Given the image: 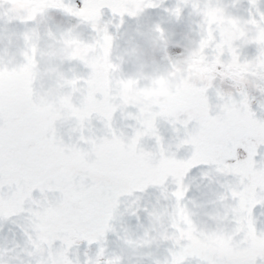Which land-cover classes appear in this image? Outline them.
Returning a JSON list of instances; mask_svg holds the SVG:
<instances>
[{
  "label": "snow or ice",
  "instance_id": "obj_1",
  "mask_svg": "<svg viewBox=\"0 0 264 264\" xmlns=\"http://www.w3.org/2000/svg\"><path fill=\"white\" fill-rule=\"evenodd\" d=\"M164 2L150 0L148 8L160 9ZM126 3L127 0H96L100 19L88 22L90 36L73 31L58 33L96 55L93 63L74 55L68 57L84 71H74L70 78L63 73L60 76L69 86L83 87L90 104L71 106L64 119L49 121L42 117L43 102L37 94L35 80L30 81L31 86L24 93L0 87V221L28 220V228L18 226L30 245L28 255L35 264H53L55 258L62 259L64 264H103L101 258L107 251L103 245L109 234L116 231L112 221L123 201L137 193L161 191L164 200L172 201V205L187 214L180 231L195 227L185 204L191 191V185L186 182L193 169L199 168L205 178L213 174L230 178L221 185L224 191L218 196L228 214L226 227L201 235L212 239L222 237L241 259L237 261L205 248L192 250L184 264H264V249L256 247L250 239V236L264 238V221L256 212L257 208H264V160H256L264 146V115H258L264 114V108L252 106L250 91L239 87L238 80L234 81L239 90L226 92L217 86L219 77H212L193 85L188 98L174 103L157 102L150 110L139 104L135 111L129 110L121 91L126 81H116L118 65L113 60L117 40L113 29H122L126 17L138 16L127 9ZM91 4L92 0H80V3L63 0L53 7L68 17L83 18ZM192 7L199 9L201 5L193 3ZM241 7L242 0H231L226 12L239 19ZM244 11L245 20L252 26L264 25V2L247 0ZM16 22L28 25L35 23V18L7 21L9 25ZM156 31L160 34L162 28L157 25ZM34 34H41L40 28L32 27L9 36L10 41L15 38L22 42L26 63L37 59L33 55ZM46 35L51 38L55 34L48 30ZM214 35L216 43H220V34ZM105 41L112 42L107 52ZM233 48L237 59L244 63L264 57V48L255 42L251 45L254 55L246 56L235 45ZM231 58L230 51L220 57ZM258 90L264 93V87ZM84 109L87 115L81 122L73 113ZM118 112L124 119L135 121L126 125L130 132L117 126ZM94 122L102 127L97 130ZM69 123L75 135L66 132ZM163 124L169 126L171 140L164 135ZM149 142H154L151 148L147 147ZM238 149H243L246 155L242 157ZM62 152L74 153L79 166L68 168L62 164L59 159ZM147 170L158 178L145 175ZM37 192L39 197L35 195ZM49 192L56 195L49 197ZM138 201L137 196L133 203ZM141 211L149 216L158 214L144 207L131 215L137 216ZM260 215L264 216V212ZM41 224L48 228L47 240L41 239ZM74 237L87 241L89 246L96 244L95 256L85 253L84 260L79 257L73 260L71 249L79 242ZM57 240L63 245L59 249L54 247ZM180 243L182 247L189 244L188 240ZM116 261L123 264L122 257H116ZM107 264L114 262L109 258Z\"/></svg>",
  "mask_w": 264,
  "mask_h": 264
},
{
  "label": "clouds",
  "instance_id": "obj_2",
  "mask_svg": "<svg viewBox=\"0 0 264 264\" xmlns=\"http://www.w3.org/2000/svg\"><path fill=\"white\" fill-rule=\"evenodd\" d=\"M63 0H0V22L9 25V19H19L29 21L35 18L37 28L41 24L46 25L48 20L55 18L54 5L62 3ZM150 0H127L126 7L130 11L138 13L137 18L149 14L148 3ZM231 0H175V5L170 7L172 11L167 12L168 21L173 19L180 22L185 19L187 11V21L189 28L183 33L179 41L175 40L177 31L173 27H164L163 20L156 23L154 27L146 31L121 33L119 39L121 44L117 47L125 50L131 47V39L139 40V46L142 53L143 69L137 68V61H122L126 65L125 74L128 78L121 89L124 99L128 103L143 104L146 110L157 103L163 96L164 103H171L174 99L169 87H177L182 91H191L192 86L212 77H219L221 83L228 85L229 90L238 91L232 87V81L238 80L245 84L253 83L251 79L257 75L264 77V57L251 59L247 63L237 59V53L233 48H239L247 56L246 52L251 50L253 42L260 48H264V25L252 26L245 20L244 15H239V19H233L231 13L226 9ZM264 2V0H261ZM200 4L199 9L193 8L192 4ZM73 18V17H71ZM77 22L71 25L68 31L78 29L80 33L87 32L88 22H98L100 19L96 0H92L91 6L84 13V17H75ZM162 28V32L157 34L156 26ZM6 33V32H0ZM221 36L220 43H216L215 35ZM91 35V33H89ZM36 41V49L33 55L40 52L43 45L51 41L56 45V50L67 57L77 56L81 59L93 63L96 55L89 49L81 46L71 39L64 37H51L50 41L45 40L43 34H34L32 37ZM239 42V43H236ZM112 47L111 41H105L104 50ZM179 49V51H171ZM231 52V59L222 60L220 57L226 52ZM161 53H163L161 55ZM115 53L113 52V55ZM37 62L31 61L23 64L19 74L25 79L31 78L38 71ZM130 74V75H129ZM79 99V97H77ZM65 106L71 107L70 98L64 101ZM84 104H90L88 97L84 99ZM81 122L87 115V109L81 110L78 114ZM59 159L61 163L68 168L78 167L80 161L72 153H61ZM145 175L158 178L156 173L147 170ZM169 207L172 211L169 212ZM157 215L147 216L143 222L135 225L130 223L121 224L122 235L111 242L115 247L104 244L106 255L101 258L103 264L111 258L114 264H117L116 257H126L127 264H184V259L191 254L192 250L203 251L205 248H211L215 251L234 258L239 261L241 258L229 246L228 242L220 238H203L202 231H197L198 225L208 223L202 216H196L194 220L195 227H187L181 232L179 226L187 221V214L169 204H159L152 206ZM229 224L231 221L228 222ZM210 226V225H209ZM41 239L47 240L48 228L41 224ZM143 230L144 237L138 234ZM152 233H155L152 235ZM132 236H137L135 243H127L132 240ZM150 237V239L148 238ZM78 242L79 237H74ZM250 239L256 247L264 249V238L251 237ZM188 240V247H182L181 241ZM123 241V243H121ZM125 244L128 247H125ZM148 247V251L142 249ZM177 249H180L177 251ZM53 264H64L60 258L53 259Z\"/></svg>",
  "mask_w": 264,
  "mask_h": 264
},
{
  "label": "rangeland",
  "instance_id": "obj_3",
  "mask_svg": "<svg viewBox=\"0 0 264 264\" xmlns=\"http://www.w3.org/2000/svg\"><path fill=\"white\" fill-rule=\"evenodd\" d=\"M76 3H80V0H75ZM175 5V0H165L164 4L160 9L148 10L147 15L141 18H125L124 29L127 31H145L151 27H154L156 23H160L162 20L164 27H173L177 31V36L174 37L175 40L179 41L184 32L189 28L187 21V11L185 12V19L177 22L174 19L169 22L168 14L165 11L166 8L173 7ZM244 8H247V0H242V7L239 10V15H246ZM55 18L48 20L46 25L41 24L39 26L41 33L44 36L45 40H49L46 33L48 30H51L55 37L59 38L58 35L61 31H68L71 28L72 22L76 20L74 18L68 17L65 14L56 11L54 13ZM118 22V20H117ZM37 27L35 23L28 25H23L17 22L16 29L10 28L8 25L0 22V87H10L18 93L26 92L30 85V81L35 80V87L38 96L42 100L41 114L45 120L55 121L64 119L67 115V110L69 107L65 106L64 101L68 98L71 100V106H78L79 104H84V99L88 97L87 91L83 87H72L64 83L61 80V73L65 77H71L75 73H82L84 71L83 67L78 66L77 64L68 60L66 54H62L56 50V45L51 41L49 44L43 45L40 52L35 56L37 57V67L38 75H33L29 79H25L19 74L20 68L23 64L26 63L23 57V47L22 42L18 41L15 38L9 40L11 33L22 34L24 31L29 28ZM77 35L81 36H90V31L87 30L85 33H80L78 29L73 30ZM217 34V33H216ZM239 43V42H236ZM120 42L116 40L115 47L113 52L114 62L118 65V70L116 72V81L121 80L125 81L128 78V75L125 74L126 65L122 61L126 60H135L137 61V68L142 70V56L144 55L141 51L139 43H135L126 50L121 47ZM171 51H179L177 49H171ZM163 53H161L162 55ZM247 55H254V50L246 52ZM30 55H32L30 53ZM35 72V73H36ZM130 75V74H129ZM253 80V79H252ZM248 83L245 84L242 81L239 82V87L247 89L251 94V103L254 108L261 109L264 108V93H261L258 88L263 87L261 84ZM11 84V85H10ZM217 86L223 88L226 92L231 91L228 88V85L221 83L220 78L217 79ZM232 87L237 89V83L232 81ZM169 92L174 98L172 103L179 99H185L191 96V91L184 90L177 87H169ZM79 97V99H77ZM164 98L161 96L159 98L160 103L163 102ZM129 110L135 111V106L138 104L128 103ZM139 105H143L142 103ZM155 104L151 105L153 107ZM258 115H264L258 113ZM117 126L124 128L125 131L130 132L131 129L127 128L126 125L134 124L135 121L126 120L123 118L121 113L116 115ZM96 123V128L99 130L102 126L98 122ZM72 124L66 126V132L68 135H75L71 132ZM162 130L164 135L171 140L172 133L169 130L167 124L162 125ZM87 134V133H85ZM154 142H149L147 147L151 148ZM238 152L241 156H245L246 153L243 149H238ZM184 153H181L183 155ZM256 160L259 162L264 160V146L259 149V155L256 157ZM204 170H207L206 168ZM230 178L219 176L213 174L209 178H205L202 175L201 169H193L191 175L187 180V184L191 185V191L188 193V198L185 200L188 209L192 213L194 220L196 216H202L204 221L208 223L203 225H198V231L212 233L217 229H222L226 227L228 214L225 210L224 204L219 201L218 196L224 191L221 187L222 184L228 182ZM37 197L40 196V193H35ZM56 195V194H55ZM52 192L48 193L49 197L55 196ZM139 197L137 205L142 207H147L150 210L153 205H156L159 201V204H169L170 200H164L162 193L159 190L151 189L148 192L137 193L136 197ZM172 211V208L169 207V212ZM257 215L260 216L261 221H264V216H261L260 213L264 212V208L256 209ZM18 225H23L25 228L29 227L28 220L26 218H20L12 222H3L0 221V264H35V260L28 255L30 250V245L27 243V239L24 236L21 228ZM210 225V226H209ZM31 230V229H30ZM20 245L24 247L21 250ZM62 242L60 240L55 241L54 247L59 249L61 248ZM85 253H88L91 256H95V251L93 250H82V243L79 241L71 249V257L75 260L79 257L81 260L85 259Z\"/></svg>",
  "mask_w": 264,
  "mask_h": 264
},
{
  "label": "water",
  "instance_id": "obj_4",
  "mask_svg": "<svg viewBox=\"0 0 264 264\" xmlns=\"http://www.w3.org/2000/svg\"><path fill=\"white\" fill-rule=\"evenodd\" d=\"M113 31H116L115 29H113ZM120 33H124L125 34V39L128 38L127 33L123 30H119ZM139 41L136 38H132L131 39V44H133L134 42ZM133 197H129L126 198L123 203L120 206L119 212L116 214V218L112 221V224L114 225L116 231L115 233H110L107 243L109 244L111 247H115V245L111 244L112 241L116 240L118 238V235H122V230H121V224L123 223H130L132 225L137 224L138 222H143L144 218L147 217L148 215L146 213H144L143 211L139 212V214L137 216L131 215L132 211H135L137 208H139L138 206H135L132 204V200ZM121 213H123V215H121ZM155 233H152V235H154ZM141 238L144 237V233L143 230L138 234ZM132 240L136 241L137 240V236H132L131 237ZM150 239V237H148ZM84 245L83 248H94L98 249V246L96 244H93L91 246L88 245L87 241H83ZM121 243H123V241H121ZM125 247H128V245L125 244ZM142 251L147 252L148 251V247H144L142 249ZM123 258V264H127V258L126 257H122Z\"/></svg>",
  "mask_w": 264,
  "mask_h": 264
},
{
  "label": "trees",
  "instance_id": "obj_5",
  "mask_svg": "<svg viewBox=\"0 0 264 264\" xmlns=\"http://www.w3.org/2000/svg\"><path fill=\"white\" fill-rule=\"evenodd\" d=\"M3 23V22H2ZM10 28H12V29H16V27H17V22L16 23H13L12 25H8ZM11 85V84H10ZM7 87H8V85H7Z\"/></svg>",
  "mask_w": 264,
  "mask_h": 264
}]
</instances>
